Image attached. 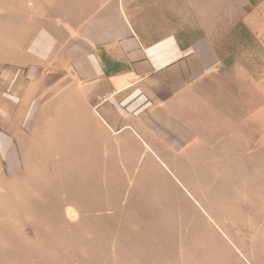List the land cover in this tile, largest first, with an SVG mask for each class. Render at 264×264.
<instances>
[{"label":"rangeland","instance_id":"1","mask_svg":"<svg viewBox=\"0 0 264 264\" xmlns=\"http://www.w3.org/2000/svg\"><path fill=\"white\" fill-rule=\"evenodd\" d=\"M128 6L146 42L176 35L220 57L178 110L189 143L167 165L129 140L82 147L76 132L70 142L50 110L58 100L30 98L20 39L37 26L77 24L96 3L0 0V264L262 262L264 0ZM39 106L45 114L35 115Z\"/></svg>","mask_w":264,"mask_h":264},{"label":"crops","instance_id":"2","mask_svg":"<svg viewBox=\"0 0 264 264\" xmlns=\"http://www.w3.org/2000/svg\"><path fill=\"white\" fill-rule=\"evenodd\" d=\"M85 1L98 5L94 15H81L77 24L61 21L59 29L37 26L30 38L20 39L17 66L33 91L30 98L58 100L50 110L62 117L70 142L76 132L82 147L106 149V141L124 147L129 140L149 162L171 163L167 154L189 143L178 110L218 70L219 53L208 43L184 44L176 35L140 38L128 5L152 0ZM56 83L63 87L44 96ZM39 107L35 115L45 114L47 108ZM93 130L100 133L96 139Z\"/></svg>","mask_w":264,"mask_h":264}]
</instances>
